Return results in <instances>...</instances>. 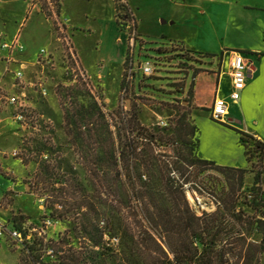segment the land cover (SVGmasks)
I'll use <instances>...</instances> for the list:
<instances>
[{
	"label": "rangeland",
	"instance_id": "1",
	"mask_svg": "<svg viewBox=\"0 0 264 264\" xmlns=\"http://www.w3.org/2000/svg\"><path fill=\"white\" fill-rule=\"evenodd\" d=\"M203 1L205 0H193L195 7L190 13H183L184 17L180 20L181 25H177L182 27V30H178V32L182 34L189 28L191 34L188 39H192L193 43L197 45H206L209 49L206 53L213 57H202L194 63L185 64L182 66L185 74L183 73L181 76L170 75L165 78L167 75L161 69L162 71L157 73V77L164 78V80H148L149 90L144 93L140 92L141 95L138 98L134 94L125 96L121 92L127 53L126 32L120 25L121 33L115 27L101 30L102 28L91 21L93 10L87 11L90 18L87 28L89 27L91 30H77L78 32L72 31L71 33L74 36L72 43L77 49L83 68L88 74L94 76L93 81L88 79L89 85L83 82L63 85L60 67H57L54 74L47 72L49 73L46 77L49 87L47 97H42L33 89H26V103L29 106V112H32L33 115L40 114L45 119L39 123L33 122L26 130H23L19 124H15L12 120L15 108L9 107L2 97L14 92L12 88L13 75L8 78L6 81L8 89L0 90V120H3L4 129L2 130L8 132L7 136L2 138V145L11 150L15 142V147L9 152H0L1 221L7 222L14 217L21 218L17 221L20 226L27 227L25 231L26 234H30V242L33 238L36 241L42 238L48 242L66 236L71 239L74 245H77L76 236H79L76 235V228H79V223L83 220L100 221L99 226L102 230L105 228L109 215L115 218L124 215L122 219L127 220L133 226L137 224L136 211L134 212L137 202L127 198L121 188V180L126 182L127 179L126 170L121 161V152L124 149L127 135H129L123 129L126 127L125 121L135 114L136 121L141 126L155 133L162 132L167 138L157 148L158 153L164 154L169 162L175 161L176 149L183 148L179 144L177 136L174 135V129L179 117L183 114L188 115V121L192 120V104L190 103L187 109L183 107L188 105L185 100H189L188 92L191 89L193 91L195 76L200 73L219 75L221 71H226L223 70V64L220 61L226 55L222 45L225 47V45L238 44L239 42L252 45L261 42L255 36V40L249 36H240L232 23L227 33L224 30L227 27V16H232L234 19L238 12L231 11L230 6L219 7L217 4L221 0H215L216 4L212 8L208 5L209 3L206 5L207 12L203 15L201 13ZM227 1L257 5L263 3V0ZM132 3L141 7L140 16L145 21L141 25L142 31H145V26L148 27L149 22L154 29L159 31L161 26L158 25L157 18L165 10H170L168 7L166 8L164 2L132 0ZM158 31H154V33H159ZM196 31L199 32L198 35H196ZM137 34L143 41V49L140 51L139 45L135 49V70L140 63L143 64L147 59L154 63L157 62L158 55L155 51L157 46L168 44L170 41L178 43L177 40L168 37L155 39L145 37V34H141L139 31ZM118 37L124 42L123 45L116 42ZM32 48L36 52V60L41 49L49 52L46 42L41 39H38ZM59 50H63L62 46H59ZM239 53L253 61L252 58H249L253 57L251 54ZM59 54L61 61L62 54L58 52V56ZM51 56L58 61V57L56 59L52 53ZM163 60L161 57L158 59L159 67L164 65L161 62ZM20 62L23 63V61ZM17 68L18 65H14L13 71H16ZM27 68L28 81H35L37 74H42V68L35 62L27 64ZM97 73H100L102 78L96 79ZM141 74L138 73L137 77H141ZM133 90H136L135 86ZM208 115L210 116L209 112ZM88 122L94 124L93 129L95 130L99 125L103 126L102 128H104V124L109 125L115 143L116 164L110 154L112 144L108 143L107 138L112 139V137L109 135L101 132L102 144L99 143L100 140L97 139L96 133L92 140L87 135L82 136L84 139H73V135L77 132L76 127H81V132H84ZM171 136H174L172 140ZM131 138L138 140L136 132L131 133ZM192 141V150L196 154L198 136L195 135ZM14 152L18 153V157H13ZM253 152V143L248 141L247 157L251 162L248 168L250 169L252 164H256L258 169L261 166L260 153ZM183 153L186 154L184 150ZM219 178L220 176L216 172L207 171L201 175L200 184L209 187L213 181L215 182ZM107 183L115 189V195L109 201L104 196ZM254 183V174L248 173L244 180V194H251L250 190L255 187ZM260 185L264 191V175ZM188 190L192 189H187V198L199 214L203 211L213 212L215 210L214 204L207 197L199 196L192 190L201 202L200 206H196ZM244 209L249 214H253L246 206ZM105 232L107 233V230ZM105 240L109 241V234L105 235ZM252 240L260 242L261 236L256 234ZM112 242L116 244L118 238ZM35 248L34 256L40 254L39 247ZM263 258L264 256H261V264ZM46 260L48 259L46 258ZM0 264L35 263L25 249V245L20 246L3 237L0 238Z\"/></svg>",
	"mask_w": 264,
	"mask_h": 264
},
{
	"label": "trees",
	"instance_id": "2",
	"mask_svg": "<svg viewBox=\"0 0 264 264\" xmlns=\"http://www.w3.org/2000/svg\"><path fill=\"white\" fill-rule=\"evenodd\" d=\"M114 1L117 23L126 32V22L134 17L127 4H123L122 0ZM54 28L56 29L55 25ZM155 51L158 63L160 57L164 59L161 61L164 65L159 71L163 69L162 72L167 75L165 78L170 75L181 76L184 73L182 66L187 63H194L202 57H213L187 51L172 41L157 46ZM126 67L125 62L124 68ZM150 79L164 80L157 76L139 77V97L140 92L149 90L147 81ZM125 85L124 73L121 92ZM188 94L189 100H185L188 105L184 109L192 102V89ZM187 117V114L180 116L174 129V135L183 149H176L177 157L173 162H169L164 154L158 153L157 148L167 138L162 132L155 133L141 126L136 121L135 114L124 123L126 127L123 129L129 135L121 152V161L127 179L126 182L121 180V188L127 198L137 202L134 210L137 221L135 226L122 219L124 215L117 218L109 215L104 230L99 226L100 221L83 220L79 223V228H76V235H79L76 236L77 245L66 236L48 242L42 238L37 241L33 238L32 242L27 241L24 245L34 263L261 264V256L264 255V191L260 184L264 175V143L243 131L235 130L240 135V143L245 148L246 156L248 141L253 143V153H260V170L256 164H252L250 169L218 165L197 154L200 131ZM93 127L94 124L88 122L85 131L81 132V127L77 126L73 139H84L82 136L87 135L92 140L96 133L101 143V132L109 135L112 137L107 138L108 143L112 144L110 154L116 164L115 143L109 125L104 124V128L99 125L96 130ZM135 132L138 140L131 138V133ZM195 135L198 136L196 154L192 150ZM172 137L174 136H171V140ZM247 160L250 164L248 157ZM207 171L216 172L220 176L209 187L200 184L201 175ZM248 173L254 174L255 187L250 190L251 194H244V180ZM189 188L199 196L207 197L214 204L215 210L199 214L187 198L186 191ZM114 195V187L107 183L104 194L106 200L109 201ZM244 206L253 214L246 212ZM18 219L21 218L9 220L15 229L22 231L24 236L28 235ZM108 234L109 241H106L105 235ZM256 234L261 236L260 242L252 240ZM115 238H118L116 244L112 242ZM34 246H38L40 251L35 256Z\"/></svg>",
	"mask_w": 264,
	"mask_h": 264
},
{
	"label": "crops",
	"instance_id": "3",
	"mask_svg": "<svg viewBox=\"0 0 264 264\" xmlns=\"http://www.w3.org/2000/svg\"><path fill=\"white\" fill-rule=\"evenodd\" d=\"M127 5L132 12L135 19L136 30L139 33L145 34L148 38H171L177 40L185 50L208 54L209 49L206 45L195 44L192 39H188L191 30L188 28L184 33H179L182 30L181 18L183 13H190L195 7L193 0H158L164 2L166 8L157 18L159 31L152 27L149 22L148 27L144 24L141 14V7L133 5L132 0H126ZM201 8V13L206 14V5L212 6L216 4L215 0H205ZM218 3V2H217ZM220 6H230L231 11L236 10L237 16H227V27L224 28L228 33L230 25L238 30L240 36H249L255 40L259 38L261 42L249 44L239 42L238 44L225 45L226 54L220 61L222 62L223 70L221 75L218 74H198L195 77L193 86L192 111L191 118L194 124L198 127L199 145L197 154L204 160L213 161L218 165L234 167V168H248L249 162L245 153L244 146L240 143V135L235 130H240L248 135L254 137L264 143V0L261 5L257 4H240L239 2H228L221 0L217 4ZM88 10H93L92 22L96 26L102 28L101 30H109L110 28H120L116 18V7L114 0H59V15L60 21L65 26V33L70 39L73 51L81 65V68L91 81L94 76L85 71L79 59L77 49L72 43V31H86L89 13ZM92 13V12H91ZM98 13V15H97ZM84 14V15H83ZM83 15V16H82ZM85 16V17H84ZM178 25V26H177ZM169 26V28H168ZM141 28V29H140ZM91 30V29H89ZM77 31V32H78ZM158 31L159 33H154ZM196 35L199 32H195ZM255 36V37H254ZM248 37V39H250ZM15 39L18 40L21 50H10L2 48V43H11ZM38 39L44 40L49 53L56 56L59 60L62 51L59 50L61 46L58 40L54 24L46 15L40 12L35 6L33 0H0V90H7L8 85L6 81L11 76L7 70L13 71L14 64H9V59L16 61H23L24 64L36 62V52L32 48ZM119 45H123L120 37L116 41ZM125 45V44H124ZM244 52L251 54L253 61L245 90L238 104H232L229 113V124L223 125L213 121L208 112L216 97L228 99L232 92V78L229 73V60L231 53ZM125 46L123 48V54ZM250 55V56H251ZM38 57V56H37ZM124 57V55H123ZM98 78H102L100 73H97ZM3 120H0V152L5 153L11 151L15 147V142L11 150L2 145V138L7 136L4 129ZM229 126V127H228ZM1 158V155H0ZM6 240H11L8 236ZM264 256V255H263ZM264 264V258L262 259Z\"/></svg>",
	"mask_w": 264,
	"mask_h": 264
},
{
	"label": "built area",
	"instance_id": "4",
	"mask_svg": "<svg viewBox=\"0 0 264 264\" xmlns=\"http://www.w3.org/2000/svg\"><path fill=\"white\" fill-rule=\"evenodd\" d=\"M33 1L34 6L40 12L44 13L46 17L51 20L56 26L55 31L63 50L61 61H56L52 58L49 52H47L45 49H41L35 63L42 68V74H37L35 81H28L29 75L27 74L28 68L26 64L20 61H16L12 58L8 60L9 64L18 65V68L16 71L7 70V72L13 75L14 83L12 85V88L14 92L10 95L5 94L2 97L6 100V103L9 107L11 106L15 108L16 111L12 116V120L15 124H19L23 130H26L33 122L39 123L40 121H43L45 119L44 116L40 114L33 115L32 112H29V106H27L26 103V89H33L42 97H47L49 94V87L46 77L49 73H56L57 67H60L62 69L61 77L63 80V85L77 84L80 82L89 85V77L81 68L80 63L73 51L70 39L65 33V26L60 21L59 0ZM122 3L126 4V0H122ZM125 29L127 37V53L125 62L127 64V67L124 68L126 85L122 92L125 96L134 94V96L137 97L139 96V93L137 92V85L139 81V78L137 77L138 73H142L141 77L145 78L155 77L157 76V73L160 72V67L158 62L154 63L147 59L143 64L140 63L136 70L134 69L135 49L138 45L140 47L142 46L141 49H143V41L137 34L134 19L126 22ZM2 48L10 50L11 52L13 50L16 51L22 49L17 39H15L11 43L3 42ZM251 65L252 62L248 60L242 53H231V58L229 60V73L232 78V92L230 93L228 99H224L221 97H216L214 99V102L209 110L210 118L213 121L226 125L230 123V107L232 104L239 103L242 97V93L246 87ZM221 73L222 71L219 73V76L221 75ZM134 86L136 88L135 91L133 90ZM13 157H18V153L14 152ZM25 228L27 229L26 226L23 227L24 230ZM7 236L20 246H24L25 242L30 241V234L24 236L22 231L13 227V224L10 223V220H8L7 222L0 220V238Z\"/></svg>",
	"mask_w": 264,
	"mask_h": 264
},
{
	"label": "water",
	"instance_id": "5",
	"mask_svg": "<svg viewBox=\"0 0 264 264\" xmlns=\"http://www.w3.org/2000/svg\"><path fill=\"white\" fill-rule=\"evenodd\" d=\"M189 195L191 196V198L193 199V202L196 206H200L201 202L200 200L197 198L196 194L192 191V190H188Z\"/></svg>",
	"mask_w": 264,
	"mask_h": 264
}]
</instances>
